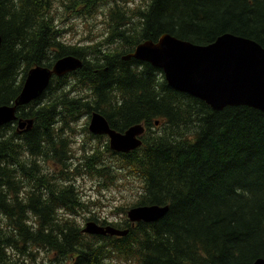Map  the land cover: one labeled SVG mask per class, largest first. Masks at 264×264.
<instances>
[{"label":"trees","instance_id":"1","mask_svg":"<svg viewBox=\"0 0 264 264\" xmlns=\"http://www.w3.org/2000/svg\"><path fill=\"white\" fill-rule=\"evenodd\" d=\"M109 1L0 0V105L13 103L33 66L51 67L66 55L84 61L18 107V118L33 120L30 129L19 131L16 121L0 127V264H21L12 252L32 246L50 248L57 264H117L111 253L137 264H253L264 257V111L214 110L170 87L161 69L123 55L164 33L200 45L232 33L264 46V0H146L134 7L125 0L110 9L109 43L117 50L63 40L58 2L64 16L92 17ZM94 111L118 131L144 124L140 147L107 151L139 173L143 193L133 206L169 205L155 222L117 226L129 229L123 237L84 233L59 213L87 208L64 178L72 159L64 124ZM84 159L85 171L104 175L109 168L100 152Z\"/></svg>","mask_w":264,"mask_h":264},{"label":"water","instance_id":"2","mask_svg":"<svg viewBox=\"0 0 264 264\" xmlns=\"http://www.w3.org/2000/svg\"><path fill=\"white\" fill-rule=\"evenodd\" d=\"M132 58L161 69L170 87L204 101L214 110L246 105L264 111V46L253 39L225 33L210 44L200 45L164 33L156 41L140 42L133 51L123 55L125 60ZM82 66V59L66 55L51 67L36 65L30 68L13 103L0 105V127L16 121L19 130L30 129L33 120L18 118V107L38 99L53 76L63 77ZM89 130L94 135H106L110 148L120 153L140 147L146 131L142 123L118 131L97 111L91 114ZM168 211L169 205H137L127 211V218L134 226L140 221L155 222ZM82 231L118 237L129 233L127 228L99 225L94 220L88 221ZM253 264H264V257L256 258Z\"/></svg>","mask_w":264,"mask_h":264},{"label":"rangeland","instance_id":"3","mask_svg":"<svg viewBox=\"0 0 264 264\" xmlns=\"http://www.w3.org/2000/svg\"><path fill=\"white\" fill-rule=\"evenodd\" d=\"M123 1L125 0H110L106 6L102 7V10L100 9L92 17H77L68 13L64 16V4L58 2L55 17L63 31V40L77 46L94 47L88 48L91 50L108 51L110 49L111 52L117 50L116 44L109 43L114 24L110 16V9L116 3L123 6ZM145 1L132 0L130 5L131 7L141 6ZM64 27L67 28L65 33ZM121 50L123 49L120 48L119 51ZM68 88L70 89L71 86ZM79 89L83 91L85 87L80 86ZM90 117L91 115L84 113L78 119H69L68 123L64 124V139H67V148L72 153V159L69 160L71 165H64V178H71L69 183L76 186L81 197L86 201L87 208L78 209L75 214L67 210H64V213L60 210L59 213L76 221L82 229L88 221L96 219L99 220V224L106 221L105 225L112 224L116 227H123L128 220L127 211L133 207V204L139 200L143 193V182L139 173L126 164L119 155L107 151V145L110 146L107 136L94 137L95 135L89 130ZM157 125L153 129L160 130ZM93 152H100L104 164L109 167L104 175L85 171V166L80 164L85 161V154ZM37 159L50 172L56 169L53 161ZM75 165H78V168H75ZM110 255L117 264H137L135 260L129 261L119 257L117 253ZM12 256L21 264H57V255L45 246L41 248L32 246L30 252L24 254L13 251Z\"/></svg>","mask_w":264,"mask_h":264},{"label":"bare ground","instance_id":"4","mask_svg":"<svg viewBox=\"0 0 264 264\" xmlns=\"http://www.w3.org/2000/svg\"><path fill=\"white\" fill-rule=\"evenodd\" d=\"M0 38H1V42H0V48H1V45H2V36L0 35ZM84 62V61H83ZM97 222V221H96ZM98 223V222H97ZM99 224V223H98ZM99 225H105V224H99ZM107 225V224H106Z\"/></svg>","mask_w":264,"mask_h":264}]
</instances>
